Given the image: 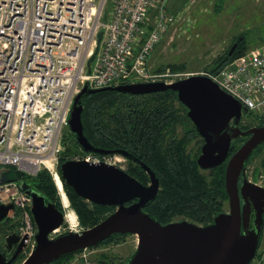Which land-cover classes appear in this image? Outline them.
Segmentation results:
<instances>
[{
	"label": "built area",
	"instance_id": "2783aa9c",
	"mask_svg": "<svg viewBox=\"0 0 264 264\" xmlns=\"http://www.w3.org/2000/svg\"><path fill=\"white\" fill-rule=\"evenodd\" d=\"M178 17L169 12V0H0V168L30 177L47 170L60 178L70 111L86 83L97 90L178 81L149 67ZM201 76L264 120V46ZM115 156L85 159L117 167ZM6 204L15 208L5 242L18 234L28 254L36 225L31 200L17 182L0 183V206ZM87 251L79 254L85 260Z\"/></svg>",
	"mask_w": 264,
	"mask_h": 264
},
{
	"label": "water",
	"instance_id": "95a60500",
	"mask_svg": "<svg viewBox=\"0 0 264 264\" xmlns=\"http://www.w3.org/2000/svg\"><path fill=\"white\" fill-rule=\"evenodd\" d=\"M103 38L88 62V74ZM239 38L229 55L236 50ZM115 90L144 95L172 90L187 108V116L204 140L197 164L202 170L215 169L227 162L225 187L229 197V212H223L207 226L188 220L162 225L145 209L156 199L160 180L144 163L150 177L143 185L125 170L104 161L69 160L60 166L61 177L76 195L95 205L116 210L93 228L79 232L60 233L66 222L65 212L48 203L39 192L21 181L11 168H0V183L17 182L31 200V213L36 225L34 244L21 264H52L62 258L78 255L112 238L138 237L135 252L125 264H252L264 236V185L249 181L248 162L264 146V124L248 131L240 128L244 114L250 111L223 91L211 78L192 75L173 83H130L93 90L86 83L72 105L68 128L85 153L100 157L120 155L134 158L125 150H107L92 145L83 126V102L91 94ZM248 139L230 156L240 137ZM13 204L0 206V226L9 221ZM25 244L18 234L11 235L0 245V264H16Z\"/></svg>",
	"mask_w": 264,
	"mask_h": 264
},
{
	"label": "trees",
	"instance_id": "16d2710c",
	"mask_svg": "<svg viewBox=\"0 0 264 264\" xmlns=\"http://www.w3.org/2000/svg\"><path fill=\"white\" fill-rule=\"evenodd\" d=\"M243 38L231 56L230 48L218 59L211 68V72H218L234 58L246 53V38ZM237 41L238 38L235 43ZM170 67L174 72L184 70L183 66L171 65ZM83 106L84 131L92 145L107 150H125L133 155L134 158L128 159V167L125 171L143 185L150 184V177L140 163L150 167L159 178L158 196L145 209V212L162 225L177 222V218H182L200 226H207L217 215L227 212L225 210L226 204L229 203L225 187L227 162L208 170L209 176L198 166L197 160L201 155L203 141L197 140L196 128L188 118V110L179 101L176 92L167 90L153 94L133 95L105 90L89 95L84 100ZM245 121H257L258 125L264 124V120L255 117L252 112L246 116ZM244 124L245 128L250 126L245 122ZM69 136L72 144L67 145L68 137L64 134V151L60 156L57 169L65 194L82 227L81 230H86L101 223L115 212L116 208L99 206L86 201L76 195L62 179L60 166L69 160H81L68 158V155L80 151L84 156L100 157L93 153H85L71 132ZM246 139L242 137L235 142L230 156L242 146ZM263 147L256 151L248 164ZM64 152H67V157ZM19 177L21 181H26L31 189L42 194L48 203L55 204L59 210L63 211L58 187L48 171L43 170L35 177L19 172ZM9 224L7 223L5 227L6 233L7 230L14 228ZM125 238L126 236L112 237L92 249L112 242H120ZM26 255L22 254L16 264H21ZM259 255L261 254L258 253L257 256ZM75 256L62 258L52 264H67ZM108 259L107 255L101 254L98 264H109L106 262Z\"/></svg>",
	"mask_w": 264,
	"mask_h": 264
},
{
	"label": "rangeland",
	"instance_id": "374dc122",
	"mask_svg": "<svg viewBox=\"0 0 264 264\" xmlns=\"http://www.w3.org/2000/svg\"><path fill=\"white\" fill-rule=\"evenodd\" d=\"M169 12L179 17L151 57L149 67L153 72L169 73L179 80L192 75L206 74L211 72V68L228 49H232L237 38H246V53L264 46V0H169ZM171 65L183 66L184 70L174 72ZM245 123L254 125L257 121ZM69 132L67 128L65 131V136L68 137L67 145L72 144ZM64 153L67 157V152ZM88 157L94 158L91 155L84 156L80 151L68 155L71 159ZM111 158L116 161L117 167L127 169L126 159L120 155ZM204 173L207 176L210 174L208 170ZM49 174L51 175L50 172ZM247 178L249 181L264 185V147L249 163ZM225 210L229 212V203L226 204ZM63 211L66 215L69 212L76 215L70 201L68 209L63 206ZM176 220L180 221L182 218ZM77 221L76 229L81 230L79 220ZM69 230L71 227L66 220L60 233ZM137 245L138 237L128 235L123 241L88 250L85 253L86 260L78 254L67 264H98L101 254L108 256L107 263L124 264L135 252ZM263 251L264 236L259 253L263 255ZM261 255L257 256L252 264H264V256Z\"/></svg>",
	"mask_w": 264,
	"mask_h": 264
},
{
	"label": "bare ground",
	"instance_id": "6f19581e",
	"mask_svg": "<svg viewBox=\"0 0 264 264\" xmlns=\"http://www.w3.org/2000/svg\"><path fill=\"white\" fill-rule=\"evenodd\" d=\"M55 182H56V185L58 186V189H59V192L62 196V203H63V206L64 208L68 209L69 207V201H68V198L65 194V191L63 189V183L61 181V178H59V176H56L55 177ZM66 220L68 221V223L70 224V227L72 229H76L77 228V225H78V219H77V216L73 213V212H69L67 213V216H66Z\"/></svg>",
	"mask_w": 264,
	"mask_h": 264
},
{
	"label": "flooded vegetation",
	"instance_id": "af4514ba",
	"mask_svg": "<svg viewBox=\"0 0 264 264\" xmlns=\"http://www.w3.org/2000/svg\"><path fill=\"white\" fill-rule=\"evenodd\" d=\"M238 47V46H237ZM246 116H248V115H246V114H244L243 115V117H242V119H241V123H240V128H241V130L242 131H248L249 129H251V128H253V127H256V126H259L258 125V123L257 124H255V125H250L248 128H245V124H244V122H245V120H246ZM248 119V118H247ZM197 131V130H196ZM185 133H187V131H184ZM198 133V132H197ZM242 137H245V136H242ZM242 137H240V138H242ZM239 138V139H240ZM247 139H248V137H246ZM246 139V140H247ZM197 140H202L203 141V145H204V140H203V138L199 135V133H198V138H197ZM121 157H123V156H121ZM94 158H99V159H103V157H95L94 156ZM124 159H126L127 160V166H128V159L127 158H125V157H123ZM6 227V224H4V225H2V226H0V245L2 246V249H5V236H6V232H5V228ZM264 255V254H263ZM76 257V256H75ZM74 257V258H75ZM110 264V263H109Z\"/></svg>",
	"mask_w": 264,
	"mask_h": 264
},
{
	"label": "crops",
	"instance_id": "0c3cea01",
	"mask_svg": "<svg viewBox=\"0 0 264 264\" xmlns=\"http://www.w3.org/2000/svg\"><path fill=\"white\" fill-rule=\"evenodd\" d=\"M151 60V59H150ZM264 252V251H263ZM262 256H264V255H262ZM263 259V258H262ZM261 259V262H263V260Z\"/></svg>",
	"mask_w": 264,
	"mask_h": 264
}]
</instances>
